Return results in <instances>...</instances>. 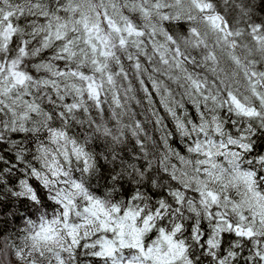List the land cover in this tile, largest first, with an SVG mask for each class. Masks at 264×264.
I'll list each match as a JSON object with an SVG mask.
<instances>
[{
  "label": "snow or ice",
  "instance_id": "1",
  "mask_svg": "<svg viewBox=\"0 0 264 264\" xmlns=\"http://www.w3.org/2000/svg\"><path fill=\"white\" fill-rule=\"evenodd\" d=\"M174 3L0 0V264H264V0Z\"/></svg>",
  "mask_w": 264,
  "mask_h": 264
},
{
  "label": "clouds",
  "instance_id": "2",
  "mask_svg": "<svg viewBox=\"0 0 264 264\" xmlns=\"http://www.w3.org/2000/svg\"><path fill=\"white\" fill-rule=\"evenodd\" d=\"M253 4H255L257 7L259 5V0H253ZM235 5V8H234ZM242 8V4L240 3V0H218V10H222V14L225 16V18L229 17L230 15H233L236 9ZM189 9H193V6L191 4V0H175V3L173 5V11H180L183 13H187ZM254 14L256 16L261 17V19H264V14H261L259 11L254 10ZM193 15H199V13H196L195 10L193 9ZM184 17L182 16L181 19ZM249 19H251L249 17ZM239 22V16L237 15V20L234 21V23ZM201 30V32L205 31V28L203 25L198 26ZM217 58L220 61V67L228 71L229 73L231 71H234L235 69H230L229 68V61H228V55L226 52H218L217 53ZM225 82H228L229 77L225 76L224 77ZM223 91V89H221ZM233 91H236V89H233ZM143 108V106H141ZM147 123V137H148V143H153V136H159L161 133L154 130L152 127L151 120H146ZM111 148L105 149L104 147L101 148L100 151V156H101V161L98 162V166L95 167L94 174L92 175L91 179L95 180V183L93 184V187H99L102 191L105 192H115L117 195H124L127 192H129L131 189L129 188L128 183L124 184L123 189H120L118 186L114 185L113 181H108L110 185H113V188H106L105 187V180L107 179L109 172L108 169L104 167L105 164H107L109 167H112V161L107 158L105 155L106 152H111ZM155 167V163L153 164ZM119 175V173H117ZM128 177L131 176V173L126 174ZM155 180L159 181L160 179V174L156 173L154 174ZM141 181H136V183H140ZM135 184H133V187ZM158 186V185H157ZM6 264V262H5Z\"/></svg>",
  "mask_w": 264,
  "mask_h": 264
}]
</instances>
